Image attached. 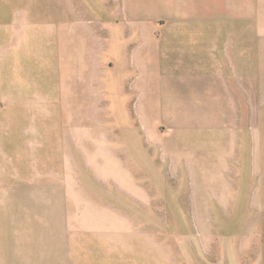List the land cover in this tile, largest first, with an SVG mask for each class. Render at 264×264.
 <instances>
[{"label": "rangeland", "instance_id": "obj_1", "mask_svg": "<svg viewBox=\"0 0 264 264\" xmlns=\"http://www.w3.org/2000/svg\"><path fill=\"white\" fill-rule=\"evenodd\" d=\"M160 6L0 0V264H264L261 143L248 159L228 143H134L125 124L133 73L104 65L135 60L134 16ZM250 12L264 35V0ZM21 185L24 218L41 219L13 253L8 189Z\"/></svg>", "mask_w": 264, "mask_h": 264}, {"label": "crops", "instance_id": "obj_2", "mask_svg": "<svg viewBox=\"0 0 264 264\" xmlns=\"http://www.w3.org/2000/svg\"><path fill=\"white\" fill-rule=\"evenodd\" d=\"M155 4L162 5L161 14L134 16L139 19L131 31L135 60L129 62L125 51L120 63L104 65L106 76L116 64L119 75L133 73V104L122 115L126 126L132 122L131 128L139 133L134 143H143L141 132L147 143L150 139L228 143L230 153L241 147L249 159L250 143L256 139L261 143L259 163H264V35L258 27L252 37L250 0H155ZM123 84L118 90L126 100ZM35 184V192L50 188ZM21 188L8 189V211L15 213L7 217H13L8 222L13 253L26 252L19 244L36 237L35 222L41 219L24 218L21 194L11 193ZM52 218L44 220L48 235ZM45 260L57 264L50 257ZM34 261L39 263L40 258Z\"/></svg>", "mask_w": 264, "mask_h": 264}]
</instances>
